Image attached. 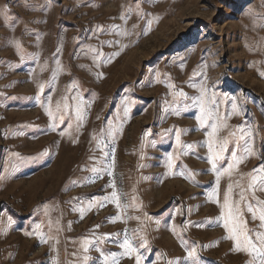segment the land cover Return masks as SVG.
Here are the masks:
<instances>
[{
  "label": "rangeland",
  "instance_id": "obj_1",
  "mask_svg": "<svg viewBox=\"0 0 264 264\" xmlns=\"http://www.w3.org/2000/svg\"><path fill=\"white\" fill-rule=\"evenodd\" d=\"M4 6L13 19L0 15V264H111L125 235L136 251L119 264L146 249L142 264H185L193 248L201 264H249L220 214L229 184L242 208L264 201V192L238 195L264 176L253 172L264 164V0ZM201 84L227 117L215 137L228 141L218 185L211 128L198 108L184 109ZM233 151L243 159L228 172Z\"/></svg>",
  "mask_w": 264,
  "mask_h": 264
},
{
  "label": "snow or ice",
  "instance_id": "obj_2",
  "mask_svg": "<svg viewBox=\"0 0 264 264\" xmlns=\"http://www.w3.org/2000/svg\"><path fill=\"white\" fill-rule=\"evenodd\" d=\"M137 3L140 2V0H136ZM0 15H2L5 20H11L12 17L9 16L7 12V6H4L3 11H0ZM20 45L19 42H16V48L19 49ZM200 95L195 97H185V99H191L192 104L191 105H185L184 109L188 110L189 108H198L199 109V115H196L195 119L199 122L201 127H204L207 125L211 128V131L207 133L209 140H208V152L209 156L207 158V162L212 165L213 172L216 173V183L219 184L220 175L222 174L219 169L217 168V161H220L223 157V153L228 150L227 144L228 141L225 140L222 144L217 145L215 141V137L220 130L221 127H226L227 125L224 124V120L227 119L225 116H221L219 112V99L216 96L215 92H212L211 95H209L208 88L201 84L198 89ZM180 96L184 97L185 94L181 92L179 94ZM35 100L37 103L40 101V97H35ZM231 109L233 113L239 114L236 103L232 102ZM47 110V109H46ZM126 111V110H125ZM173 111L176 114H179V112L176 109H173ZM78 112V109H77ZM49 115L51 116V112H49ZM64 115L61 114L60 122H63ZM209 121H212L211 124H209ZM70 126V125H69ZM52 128L56 127V124L51 125ZM63 133H61L62 135ZM247 135L251 136V129L247 131ZM241 140L244 139V136L241 135ZM176 143H180V132L176 131ZM185 147L191 149L194 146L189 144ZM237 147L239 148L240 145L237 142ZM244 152L251 155L252 154V148L250 145L244 147ZM105 155H108L105 153ZM231 158L233 163H229L227 166V169L225 171L230 172L232 168L234 167L235 163H239L243 157H237V153L233 151L231 153ZM171 159L172 157L169 156L168 160V167L171 168ZM109 168H111V165H109ZM95 172L96 170L93 169ZM255 173H264V164L261 165V167L256 168L253 170ZM206 174V173H204ZM109 175H111V172H109ZM261 183L259 185L256 184V177L253 176L252 182L247 185L246 188H244L242 191L239 192V200L240 201H246L248 199H251V197L246 196V192L251 191L253 194V197L257 191L264 192V176L260 177ZM233 194V185L229 184L227 192L224 194L223 197V204L221 206V214H220V220L223 222L224 229L228 232V236L225 237V239L234 241V251L235 252H246L251 256V260L249 261V264H264V231H259L257 228H249L248 227V220L246 219L244 209L247 210V213L251 214V220L254 222L257 219L259 220V229H264V201L258 200L256 202V205H253L252 203H245L243 208L232 199ZM116 193H112V202L116 203L117 207H119L118 200L115 199ZM217 193L214 191L209 194V199L216 202ZM107 199V198H105ZM91 207V205H89ZM178 211V210H177ZM258 213V214H257ZM117 220L120 218L117 217ZM8 223L11 225L13 223L12 219L10 218ZM39 227V225H37ZM41 240L44 239L43 236L40 237ZM88 242L86 241L85 244ZM147 244V241H143L138 247H144ZM119 247L122 248L124 251L123 253L117 254V253H110L111 256V264H119L118 255L128 256L131 258L132 253L136 251L134 249L130 242L127 235H125L123 243L119 244ZM89 249L87 247L84 248V251L87 252ZM96 251H100V249L97 247L95 249ZM146 252L145 254H136L135 255V264H142V261L146 258ZM103 254V253H102ZM188 261L185 262V264H201V261L199 258L196 257L195 249L188 251L187 253ZM89 257L85 256L84 260L87 261ZM99 264H109V259L106 256L105 259L100 260ZM175 264H179V262H175Z\"/></svg>",
  "mask_w": 264,
  "mask_h": 264
}]
</instances>
